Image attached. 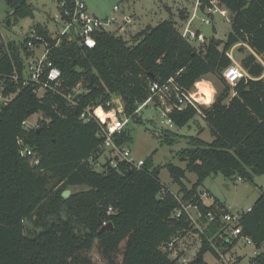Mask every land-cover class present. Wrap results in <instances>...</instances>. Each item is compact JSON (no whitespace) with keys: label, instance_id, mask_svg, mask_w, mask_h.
I'll list each match as a JSON object with an SVG mask.
<instances>
[{"label":"trees","instance_id":"1","mask_svg":"<svg viewBox=\"0 0 264 264\" xmlns=\"http://www.w3.org/2000/svg\"><path fill=\"white\" fill-rule=\"evenodd\" d=\"M200 1L201 10L211 6L207 0ZM213 1L231 14V32L225 43L212 37L200 48L188 43L171 19L146 27L131 40L98 32L93 49L81 45L74 35H54L46 25L36 24L32 32L41 39L32 41L47 46L49 60L62 73L63 89L83 86V92L74 97L77 107L53 93L38 98L34 84L24 85L30 36L5 46L0 34V74L6 78L0 93L14 96L0 109V264H178L161 250L188 235L191 227L185 217H173L178 202L159 178L161 167L146 163L137 170L120 164L115 169L107 161L103 170H96L102 155L103 142L97 137L100 124L80 120L87 108L110 112L114 99H120L128 118H136L151 96L147 81L173 79L181 88L192 90L211 75L223 88L209 108L200 106L213 141L191 140L192 148L183 152L185 168L165 165L180 187L178 195L198 201L204 215L229 211L217 198L211 205L201 200L198 189L204 181L217 174L242 181L264 175V66L252 54L242 61L255 80L241 79L233 88L234 96L223 76L232 66L229 51L240 43L264 62V0ZM5 2L12 17H35L29 0ZM14 69L18 82L9 78ZM197 88L212 98L211 86L202 82ZM198 113L188 108L169 116L182 128ZM35 114L41 115L40 126L27 129L24 123ZM130 139L124 130L116 142ZM25 149L34 155L23 154ZM187 171L197 176L190 188L184 184ZM80 187L87 189L70 190ZM65 191H70L67 198ZM26 223L32 227L29 234ZM109 223L112 228L101 232ZM239 226L260 250L252 262L264 264V193ZM221 228L220 223L208 227L191 264H205L208 252L218 257L211 243L218 242L215 235Z\"/></svg>","mask_w":264,"mask_h":264},{"label":"rangeland","instance_id":"2","mask_svg":"<svg viewBox=\"0 0 264 264\" xmlns=\"http://www.w3.org/2000/svg\"><path fill=\"white\" fill-rule=\"evenodd\" d=\"M88 7L89 12L99 19H114L112 29H117L126 17L131 18V24L126 26L121 36L126 40H131L138 32L146 27H155L164 20H173L177 28L181 31L185 29L186 25L193 17L197 9V19L193 22V29H198L206 37V43L214 37L215 39L225 43L228 34L231 32V14L228 11L227 19L219 15H214L212 18L206 15L201 10L199 0H82ZM213 1V0H211ZM32 8L34 9V18L27 17L19 19L15 25L7 27L5 24L8 17H12L9 7L5 0H0V34L3 41L14 42L19 44L26 36H31L33 25L37 23L44 24L48 27L49 31L56 35L57 23L60 17V3L59 0H29ZM213 3L217 6L215 1ZM199 8V11H198ZM9 17V18H10ZM201 19H210L211 24L205 25L200 21ZM118 35L117 32H114ZM4 41V42H5ZM200 43L194 44L200 48ZM35 46V45H34ZM223 45L221 46V48ZM44 45L34 48L35 53L41 55ZM256 57L257 63L264 66L262 59L254 54L247 44L240 43L234 46L228 55L232 60V65H239L243 70L245 79L255 80L250 73L244 69L242 61L249 57V55ZM264 76V75H263ZM242 78V79H243ZM215 89L213 102L208 105L205 103L200 104L203 107L209 108L214 102L217 95L222 91V86L214 76H207L201 81L209 84ZM231 87V86H230ZM231 95L234 96V89L231 87ZM83 92V86L78 89ZM2 100L0 99V104ZM115 112L118 117L127 119L128 117L123 113V105L120 99H114L113 104ZM161 100L157 97L153 101L143 105L138 112L136 118H128L129 124L125 130L130 133L132 139L125 143L131 150L136 159H143L148 164V167L156 168L161 167L160 180L165 185L166 189L178 193L180 187L175 183L169 173L166 164H173L181 168H185L187 158L183 152L186 149L192 148L191 140L200 139L205 143L213 141L210 129L206 123L201 111L192 119L188 125L179 128L176 125L169 127L165 121L168 119L163 118L164 109L162 108ZM104 110V109H103ZM105 111V110H104ZM106 112V111H105ZM111 112V111H110ZM109 113V112H108ZM40 114H35L28 119L27 127L37 128L40 126ZM107 157L102 156L99 163L104 164ZM105 165V164H104ZM99 171L101 169L96 167ZM239 177L234 179H226L221 174L209 177L199 187L198 191L209 192L211 197L205 198L204 202L211 205L215 198L219 199L226 207L232 212L246 211L248 208L255 204L261 193H264V175L253 177L252 180L244 179L239 180ZM197 182V176L194 173L186 172V179L184 184L187 187H192ZM86 187L72 188L71 192L84 190ZM27 234L32 231L29 223H26ZM179 247L186 255L195 259L200 249L197 239L192 237L191 234L186 235L179 242ZM253 244H247L244 239H241L232 248L230 256L233 260H238L237 264H254L252 259L258 254ZM96 262H99V256L93 255ZM205 264H222L218 257H215L211 252L204 255Z\"/></svg>","mask_w":264,"mask_h":264},{"label":"built area","instance_id":"3","mask_svg":"<svg viewBox=\"0 0 264 264\" xmlns=\"http://www.w3.org/2000/svg\"><path fill=\"white\" fill-rule=\"evenodd\" d=\"M207 1L210 2L211 6H206L203 12L206 13L209 18H212L214 15H219L222 18L227 19V9L218 5L216 6L211 0ZM199 3L201 4L200 0ZM59 8L60 17L59 20L56 21V34L60 36L74 35L79 40V43L88 49H93L95 47L96 33L107 31L111 33L117 32L118 35H123L124 31H126V26H129L132 22L131 18L126 17L123 19L120 26L113 30L112 26L114 24V19L103 20L93 16L89 12L85 2L82 0H61ZM196 19L197 9L193 17L186 25L185 29L182 31L183 38L192 45L196 43H206V37L204 34L198 29H193L192 24ZM200 22L205 25L211 24L210 19H201ZM31 34V40L28 43L29 51L24 56L25 71L22 82L24 85L30 83L34 84L36 87L34 92L38 98H43L47 93H53L60 95L70 106L77 107L78 102L74 97L81 93V91L78 90L80 85L70 91H65L63 89L64 80L62 73L57 67L54 66L53 62L49 60V51L47 46L42 44L44 45L43 52L41 55L36 54L34 48L38 46H36L32 40L37 41L41 38L35 31H33ZM4 41L3 43L6 46L8 42ZM5 51L8 53L7 47ZM1 55L2 53H0V57ZM223 76L225 77L227 83L233 88H235L240 80L244 77L243 70L239 65L230 66L228 69L223 71ZM9 78L15 82L20 80L16 69H14L12 75ZM5 79L6 78L0 74V88L4 85ZM150 95L151 96L148 102L153 101L154 97H157L161 100V105L159 106H162L164 109L162 117H168L165 123L169 127H173V125H175L169 116L174 110L182 111L188 108H193L200 112V104L202 103L199 101L200 94L198 93L196 84L192 90H186L176 84L173 79H170L166 83L153 82L150 83ZM13 97L14 96L3 97L0 93V99L2 100L1 105H6ZM148 102H146L144 106ZM98 110H101L104 113V116L99 115ZM80 120L84 121L85 123L95 120L100 124V131L97 134V137L103 142L101 147V157H107L110 167L116 169L120 164H126L137 170L144 169L146 164L145 160L136 159L133 156L130 148L125 143L122 144L116 142L117 136L121 135L129 124L128 118H119L118 113L115 112L114 108L109 113L105 112L103 108H87L80 115ZM27 125L28 123L26 121L24 126L26 127ZM30 128L31 127H27V129ZM23 154L30 157L34 155L30 149H25ZM99 160L94 166L95 168L99 167L101 170H103V166L105 163H107V161L104 164H100ZM37 162V159H35L34 163L37 164ZM96 170L98 169L96 168ZM169 191L175 196L178 202L177 208L172 214L173 217L176 219L185 217L188 220L191 227V230L188 234H191L192 237L197 239L200 246L202 244V237L205 235L206 230L211 224L220 223L222 225V228L218 230L215 235V237L218 238V242H212L211 246L222 264H237L238 260L232 259L230 256L232 249H229L227 244H237V242L241 239H244L247 244H253L250 238L242 235V228L239 226V221L242 216L250 213L252 211V207L248 208L246 211L242 210L237 212H232L231 210H222L218 212L215 210L204 215L200 209L198 201H193L190 199L186 200L182 195H178L171 190ZM209 197H211V193L207 191L200 193V198L203 202L205 198ZM216 209L218 208L216 207ZM111 211L112 209L110 208L109 213ZM204 219L206 220L204 221ZM179 242L180 239L171 241L162 248L163 252L167 253L170 259L177 261L178 264H191L192 258H190L184 253L183 250H181L179 247Z\"/></svg>","mask_w":264,"mask_h":264},{"label":"water","instance_id":"4","mask_svg":"<svg viewBox=\"0 0 264 264\" xmlns=\"http://www.w3.org/2000/svg\"><path fill=\"white\" fill-rule=\"evenodd\" d=\"M18 20L19 19L17 17H11V18L7 19L5 24L7 25V27H11L12 25H15L18 22ZM149 84H150V81H147V85H149ZM4 108H5V105H1L0 104V109L3 110ZM63 196L65 198L69 197L70 196V191H65L63 193ZM111 228H112V224L109 223L108 225H106L105 227H103L101 229V232L104 231V230H107V229H111ZM161 252L163 253V250H161Z\"/></svg>","mask_w":264,"mask_h":264},{"label":"bare ground","instance_id":"5","mask_svg":"<svg viewBox=\"0 0 264 264\" xmlns=\"http://www.w3.org/2000/svg\"><path fill=\"white\" fill-rule=\"evenodd\" d=\"M198 93L200 94V96H199V101H200L201 103H205V102H207L208 100H210V96H209L208 92H207L205 89H200V88H198ZM206 104H207V103H205V105H206ZM98 114L104 116V113H103L101 110H98Z\"/></svg>","mask_w":264,"mask_h":264},{"label":"crops","instance_id":"6","mask_svg":"<svg viewBox=\"0 0 264 264\" xmlns=\"http://www.w3.org/2000/svg\"><path fill=\"white\" fill-rule=\"evenodd\" d=\"M11 18V17H10ZM8 19H9V17H8ZM38 24V23H37ZM36 25V24H35ZM35 25H33V27L35 26ZM33 30V29H32ZM208 82V81H207ZM199 83H201V81L200 82H198L196 85H198ZM204 83V82H203ZM208 83H210V82H208ZM205 85H209V84H206V83H204ZM211 84V83H210ZM210 86V85H209ZM211 87H212V89H213V96H212V98L210 99V100H208L206 103L209 105V104H211L212 102H213V99H214V94H215V89H214V87L212 86V84H211Z\"/></svg>","mask_w":264,"mask_h":264}]
</instances>
